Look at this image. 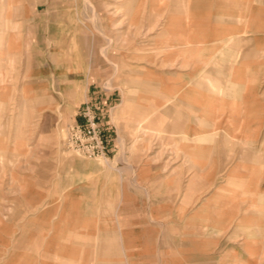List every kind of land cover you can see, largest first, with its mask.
I'll return each instance as SVG.
<instances>
[{"label":"rangeland","instance_id":"obj_1","mask_svg":"<svg viewBox=\"0 0 264 264\" xmlns=\"http://www.w3.org/2000/svg\"><path fill=\"white\" fill-rule=\"evenodd\" d=\"M111 1L43 0L36 11L34 0H0V244L8 256L27 231L28 242L71 243L70 264H264V253L228 251L221 219L159 218L158 185L128 168L125 144L116 152L126 112L112 94L128 43ZM90 117L104 154L70 143Z\"/></svg>","mask_w":264,"mask_h":264},{"label":"crops","instance_id":"obj_2","mask_svg":"<svg viewBox=\"0 0 264 264\" xmlns=\"http://www.w3.org/2000/svg\"><path fill=\"white\" fill-rule=\"evenodd\" d=\"M34 1L36 11L47 3ZM110 9L122 12L117 27L125 20L128 43L117 73L125 78L112 94L114 108L126 112L116 152L125 144L128 168L158 185L159 218L221 219L228 251L261 259L264 0H112ZM157 130L162 137L152 135ZM24 235L8 256L0 244V264H54L56 255L71 263V243L55 248Z\"/></svg>","mask_w":264,"mask_h":264},{"label":"built area","instance_id":"obj_3","mask_svg":"<svg viewBox=\"0 0 264 264\" xmlns=\"http://www.w3.org/2000/svg\"><path fill=\"white\" fill-rule=\"evenodd\" d=\"M70 143L88 155L104 154L106 149L100 129L94 118H86L85 124L73 130Z\"/></svg>","mask_w":264,"mask_h":264}]
</instances>
